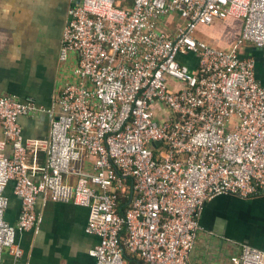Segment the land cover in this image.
Listing matches in <instances>:
<instances>
[{"label": "built area", "instance_id": "1", "mask_svg": "<svg viewBox=\"0 0 264 264\" xmlns=\"http://www.w3.org/2000/svg\"><path fill=\"white\" fill-rule=\"evenodd\" d=\"M116 1L69 8L58 57L76 56L75 80L51 108L0 95V264L23 257L18 234L39 233V201L89 210L94 264H193L207 201L264 194V85L242 52L264 47V0ZM227 20L242 21L232 46L198 36ZM35 110L46 138L24 136ZM231 261L264 264V251L245 244Z\"/></svg>", "mask_w": 264, "mask_h": 264}, {"label": "crops", "instance_id": "2", "mask_svg": "<svg viewBox=\"0 0 264 264\" xmlns=\"http://www.w3.org/2000/svg\"><path fill=\"white\" fill-rule=\"evenodd\" d=\"M79 3L81 0H73ZM71 0H0V95L19 99L33 96L44 109L51 108L65 83L75 80L76 56L62 61L58 57L60 39L68 20ZM179 18L163 19L172 27ZM207 41L221 47L232 46L242 29L241 20H227L209 26ZM244 55L256 59L257 77L264 85V47L247 45ZM25 137H48L50 122L42 110L20 116ZM3 137L0 121V138ZM44 159V151H42ZM5 219L16 224L21 202L12 185ZM42 216L39 233L18 234L24 251L16 261L5 250L6 262L15 264H94L89 250L99 239L86 233L89 210L73 203H37ZM201 229L190 259L193 264H233L242 245L264 251V194L241 198L221 194L207 201L200 214Z\"/></svg>", "mask_w": 264, "mask_h": 264}, {"label": "rangeland", "instance_id": "3", "mask_svg": "<svg viewBox=\"0 0 264 264\" xmlns=\"http://www.w3.org/2000/svg\"><path fill=\"white\" fill-rule=\"evenodd\" d=\"M119 4H120V1L117 0V1L115 2L114 6H115V7H118V6H119L120 8H122L121 5H119ZM210 31H211V30H210V27L203 28V29L201 30V32L198 33V36H199V37H202V38H204V39L207 40V38L210 36Z\"/></svg>", "mask_w": 264, "mask_h": 264}, {"label": "flooded vegetation", "instance_id": "4", "mask_svg": "<svg viewBox=\"0 0 264 264\" xmlns=\"http://www.w3.org/2000/svg\"><path fill=\"white\" fill-rule=\"evenodd\" d=\"M75 2H76V1L71 0V5H70V7H71L72 5H74ZM70 7H69V8H70ZM68 10H69V9H68ZM65 24H66V23H65ZM59 45H60V44H59Z\"/></svg>", "mask_w": 264, "mask_h": 264}]
</instances>
